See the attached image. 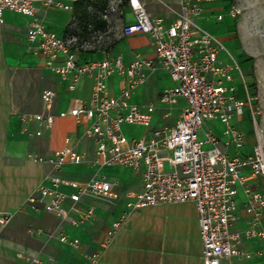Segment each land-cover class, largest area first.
<instances>
[{
	"label": "built area",
	"instance_id": "2783aa9c",
	"mask_svg": "<svg viewBox=\"0 0 264 264\" xmlns=\"http://www.w3.org/2000/svg\"><path fill=\"white\" fill-rule=\"evenodd\" d=\"M78 1L0 0V21L6 11L28 19V43L36 44L37 52L45 59V66L66 84L68 90H73L83 78L93 79L90 102L77 104L60 112L58 117H71L76 123L89 122L84 135L95 142L94 165L122 166L140 175L141 191L128 195L131 201L127 208L130 211L193 202L198 214L203 264H220L224 259L242 257L239 248L242 238L264 240L261 227L264 192L251 190L246 185L244 174L249 171L250 176L258 178L264 186V150L257 144L251 154H241L244 134L231 124L234 116L241 117L243 109L250 106L240 65L229 53L221 58L224 51L221 43L196 23L204 11V4L212 0L181 3L178 17L168 26L161 18L152 19L140 0H107L99 12L109 24L112 16L121 18L124 7L130 9L133 22L122 25L121 36H149L156 62L174 83V87L162 92L160 101L173 105L182 98L186 102L176 124L172 128L153 130L149 139H128L122 133V126L150 128L154 108L148 106L142 112L129 103V98L131 90L145 81V71L153 69L154 62L137 57L126 64L121 56H114L81 63L76 36H57L46 28L42 18L44 10L73 12ZM228 14L235 18L239 11L230 7ZM235 72L243 83L245 98L237 93ZM114 74L123 76L128 83L117 97L110 96L106 87L107 78ZM54 99V91L45 89L41 93L43 111L22 115L24 123L38 126L34 133H27L29 137H41L43 131L52 129ZM213 120L223 125L222 138L203 129L205 122ZM200 130L202 139L198 135ZM32 159L48 165L53 175L47 178L48 185H41L28 201L40 204L45 212L53 214L60 222L69 220L75 226L93 215L89 209L81 214L80 220H70L69 212L63 208L67 200L76 204L87 195L108 201L118 199L112 185L103 179L75 183V193L70 195L60 191L63 182L58 173L65 165L83 162V157L70 146L68 138L64 139V147L51 156L36 155ZM164 162L169 164L168 171L163 169ZM238 188L244 196V210L251 218L250 226L242 233L232 230L236 222L234 197ZM6 222L7 219L0 218L1 225ZM121 227L122 221L117 220L105 230L99 248L87 256L85 264L99 263L102 252L111 245ZM37 234H42V231H37ZM46 234L53 237V233ZM57 240L71 248L80 245L79 240L66 235L57 236ZM28 261L38 263L36 258Z\"/></svg>",
	"mask_w": 264,
	"mask_h": 264
},
{
	"label": "crops",
	"instance_id": "0c3cea01",
	"mask_svg": "<svg viewBox=\"0 0 264 264\" xmlns=\"http://www.w3.org/2000/svg\"><path fill=\"white\" fill-rule=\"evenodd\" d=\"M140 1L152 19L161 18L168 26L178 17L181 3H194L196 0ZM212 3L214 0L204 4L203 13L213 10ZM5 13L7 11L0 21V218L7 219V222L0 224V264H33L25 260L26 256L36 258L37 264H85L87 256L99 248L105 230L117 220L122 221V227L111 245L102 252L98 264H203L195 204H166L139 211L127 208V203L131 201L128 195L141 191L140 175L122 166L94 165L96 145L93 139L84 135L89 122L83 120L76 123L71 117H58L60 112L68 111L77 104L90 102L93 79L83 78L73 90H68L66 84L45 66V59L37 52L36 44L28 43V19L19 15L24 21L16 23L5 17ZM117 18L113 16V19ZM119 20L122 24L132 23L130 9L124 7ZM94 56L98 59H94ZM114 56H121L126 64L137 57L154 62V68L145 71V81L131 90L129 98V103L142 112L148 106L154 108L150 128L123 125V135L128 139H149L155 129L172 128L180 119L186 102L182 98H178L173 105L160 101L162 92L174 87V83L156 62L151 38L139 34L121 36L109 53H80L79 62ZM106 87L110 96L117 97L121 90L128 87V83L123 76L114 74L107 78ZM45 89L55 93L52 111L55 120L52 129L43 131L41 137H29L27 133H34L38 126L24 123L22 115L43 111L41 93ZM237 118L241 120L242 116ZM208 122L220 123L216 120ZM124 127H138L141 131L138 136L129 137ZM203 129L222 138L223 128L218 131L203 126ZM198 135L200 139L203 138L201 130ZM65 138L83 157V162L65 165L58 173L63 182L60 191L66 195L73 194L75 183L94 178L107 181L118 194V199L111 201L91 195L81 198L76 204L65 201L63 208L69 212L70 220L78 221L83 212L92 210L91 219L75 226L69 220L60 222L53 214L45 212L40 204L28 201L41 185H48L47 178L53 175L48 165L37 163L32 157L51 156L54 151L64 147ZM244 139L243 147L251 146L252 152L258 136L244 134ZM102 169L106 171L100 176ZM244 174L247 177L246 185L251 190L264 192L258 178L251 177L249 171ZM234 201L237 210L232 230L242 233L250 226L251 218L244 210V196L240 188ZM261 227L264 229V211ZM37 231H42V234H37ZM46 233H53V237L49 238ZM59 235L75 238L80 245L77 248L62 245L57 240ZM239 248L242 257L224 259L220 264H264V240L242 238Z\"/></svg>",
	"mask_w": 264,
	"mask_h": 264
},
{
	"label": "rangeland",
	"instance_id": "374dc122",
	"mask_svg": "<svg viewBox=\"0 0 264 264\" xmlns=\"http://www.w3.org/2000/svg\"><path fill=\"white\" fill-rule=\"evenodd\" d=\"M89 8L91 15H99L101 6L98 0ZM97 2V3H96ZM212 11L204 12L196 21L199 28L218 40L224 51L220 57L225 58L229 53L240 65L242 76L247 87L250 98L249 108L243 109L241 120L234 117L231 124L240 132L246 135H257L258 139L254 146L260 144L264 150V0H214ZM230 7L239 11L235 18L229 16ZM181 4L179 6V13ZM179 15V14H178ZM20 23L24 18L11 12L5 13V17ZM218 16L222 19L218 20ZM42 18L45 25L58 36L63 35V28L72 30L77 38V45L80 53L96 54L98 52L109 53V47L113 41L121 37L122 22L117 18L110 19V23L105 28L91 30L87 35H82L81 24L73 12L62 10H44ZM94 59H98L94 56ZM235 76V86L238 95L245 98L244 86ZM250 109V110H249ZM168 121V120H167ZM205 128L221 130L223 125L216 122H205ZM138 127H124V132L129 137L140 134ZM242 153H250L251 146L241 149ZM93 158L91 159V161ZM164 171L169 170L168 162L163 163ZM106 169L99 171L101 176ZM33 258L26 256V261Z\"/></svg>",
	"mask_w": 264,
	"mask_h": 264
},
{
	"label": "trees",
	"instance_id": "16d2710c",
	"mask_svg": "<svg viewBox=\"0 0 264 264\" xmlns=\"http://www.w3.org/2000/svg\"><path fill=\"white\" fill-rule=\"evenodd\" d=\"M97 3V2H96ZM107 3V0H99L98 4L101 8H104ZM95 3L88 0H79L74 8L75 16L77 17L79 23L81 24L82 35H87L91 30L105 28L107 23L97 15H91L89 8L92 7ZM64 36L68 34H73L72 30H64ZM75 36V35H74ZM117 40L113 41L109 49L115 45Z\"/></svg>",
	"mask_w": 264,
	"mask_h": 264
}]
</instances>
